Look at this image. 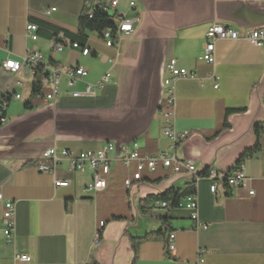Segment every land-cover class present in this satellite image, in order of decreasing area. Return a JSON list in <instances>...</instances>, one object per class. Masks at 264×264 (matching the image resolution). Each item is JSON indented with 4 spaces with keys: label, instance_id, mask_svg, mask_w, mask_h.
I'll list each match as a JSON object with an SVG mask.
<instances>
[{
    "label": "crops",
    "instance_id": "1",
    "mask_svg": "<svg viewBox=\"0 0 264 264\" xmlns=\"http://www.w3.org/2000/svg\"><path fill=\"white\" fill-rule=\"evenodd\" d=\"M118 2L119 12L140 17L135 32L123 39L119 50L90 33L86 45L92 52L83 56L71 47L61 53L51 50L53 31L66 37L78 33L83 0H0V105L8 91L21 95L11 99L7 123L0 128V194L15 202L16 211L15 237L8 244L0 201V264H264V134L260 149L243 161L248 178L244 186L229 189L219 182L214 195L211 180L199 181L197 220L184 207V198L183 206L175 209H157L154 202L150 214L141 211L149 197L169 189L188 190L189 175H174L162 166L145 172L141 183L127 189L124 179L130 172L114 163L107 188L98 193L86 190L93 181L90 170L71 171L63 163L55 175L38 171L43 151L51 146L96 151L137 140L145 154L165 149L168 141L159 116L165 111L164 80L172 60L198 77L179 79L172 86L174 127L188 134L176 148L178 159L193 162L200 177L228 173L258 144L255 127L264 124V46H254L247 34L264 29V0ZM52 8L54 13L43 15ZM214 23L242 35L216 42V64L211 67L198 58ZM28 24L42 29L37 41L26 38ZM29 51L40 52L46 63L62 71L82 66L88 76L71 88L64 80L55 106H50L43 95L32 96L33 80L26 68L17 75L2 68L4 61L20 62ZM111 59L116 66L110 83L92 96L71 95L97 83ZM212 72L218 89L209 77ZM15 79L23 86L14 85ZM56 179L70 184L56 188ZM159 216L168 219V231L148 237L164 227ZM170 233L176 236L172 254L166 249ZM15 255H28L30 262H16Z\"/></svg>",
    "mask_w": 264,
    "mask_h": 264
},
{
    "label": "built area",
    "instance_id": "2",
    "mask_svg": "<svg viewBox=\"0 0 264 264\" xmlns=\"http://www.w3.org/2000/svg\"><path fill=\"white\" fill-rule=\"evenodd\" d=\"M84 14L91 20L95 19L98 11H108L113 15L112 27L105 29L99 36L106 44L107 47L119 50L122 41L125 37L132 35L137 25L140 23V17L128 18L125 14L118 11V0H112L109 4L102 3L101 0H83ZM135 7V3L130 5ZM56 11L55 8L45 9L42 11L43 15L50 16ZM257 30V29H253ZM251 30L247 34V39L250 42V35L253 33ZM39 27L34 24H28L26 27V38L32 41H37ZM241 32L225 25L213 24L210 26L206 33V43L202 54L199 56L198 61L205 63L211 67L216 64V42L220 40H238L241 38ZM258 48L264 46V36H260L257 43H252ZM65 47H71L81 51L83 56H89L91 49L85 45L81 46L78 43L72 42L66 38L62 33L58 35V40L51 42V50L53 53H61ZM116 60H110V68L101 77V79L94 84L87 83L84 92H72L73 97L92 96L98 90L104 88L111 82L115 75ZM2 68L11 75H17L26 68L28 71L27 77L33 80H38L45 101L50 106H55L57 98L60 94V87L64 80L71 88L78 82L83 81L88 76V71L82 66L67 68L62 71L58 66L52 62L46 63L45 57L40 52L29 51L22 61L6 60L2 63ZM168 76L164 80L165 86L168 88L167 95L164 99L165 111L162 116H159L164 126L162 133L168 145L165 149H160L152 154H145L142 152V147L139 141H133L131 144L122 145L117 147L114 145V151H80L75 152L69 149H58L56 146L47 148L42 153L41 162L37 165L40 173L46 175H55L58 167L67 163L69 170L75 172L92 171L93 181L86 188L87 191L92 193L102 192L107 188V177L112 171L114 163H121L130 174L124 179V186L129 189L136 183L143 181V174L145 172L154 173L159 166L169 170L174 175L187 174L190 176L188 182V193L185 195L184 207L192 212V219L197 220L198 211V183L201 179L207 178L213 182L211 192L216 195L218 191V183H225L229 189L244 186L247 181V175L243 162L236 167L233 171L228 173H221L213 171V174H207L205 177H197L196 167L191 161H182L176 156V148L188 137L187 133H178L175 130L174 124L176 120V95L172 86L175 82L182 78H198L195 74L189 73L186 69H180L176 65V61L172 60L167 66ZM210 79L213 81V87L219 88V81L214 72L209 74ZM14 85L21 87L23 82L19 79L14 80ZM14 98L19 100L20 94L12 95L7 92L4 96L2 104L0 105V123L1 127L7 123L5 111ZM70 184L67 180H54L56 188L68 187ZM251 196L254 192L249 193ZM0 201L3 202V233L8 244L13 242L16 230V211L14 201H5L2 194H0ZM156 207L165 209L167 204L165 202H156ZM179 206H183L182 203ZM100 228L104 226L103 222L99 224ZM175 233L168 235L166 244L167 251L172 254L175 250ZM99 236L97 235L96 240ZM14 261L21 263H29L30 257L28 255H15Z\"/></svg>",
    "mask_w": 264,
    "mask_h": 264
},
{
    "label": "trees",
    "instance_id": "3",
    "mask_svg": "<svg viewBox=\"0 0 264 264\" xmlns=\"http://www.w3.org/2000/svg\"><path fill=\"white\" fill-rule=\"evenodd\" d=\"M111 22H113V21L110 19V17L108 15H105L102 11H98L95 19H93V20L89 19L83 12L81 19H80V27H79L78 33L76 35L68 36L69 38L66 37L65 35L64 36L66 38L70 39L74 43H78L81 46H85L87 39H88V35L90 33H96L98 36H100L105 29L112 27ZM40 30L42 31V29L39 27V31ZM58 35H59V32L53 31L51 33V38H54V41H57ZM42 95L44 96L42 89H41V85H40L38 80H35L33 83L32 96L37 97V96H42ZM27 107L30 108L31 104L28 103ZM233 111H236V110H229L228 112H233ZM239 111H241V110H239ZM0 128H1V123H0ZM255 133H256V136L258 138V144L254 148L245 152V154L238 161L236 167H238L247 157L254 154L255 152H257L260 149L261 144L259 143V139L264 134V124L256 125ZM207 174H209V172L208 173H202L201 177H205ZM158 180L159 179H157L155 181H152V180H150V181L153 183H156ZM187 193H188V190H187V192H180V191H177L175 189H169L166 192H164L158 196L149 197V198L145 199L141 205V211L145 214H150L151 208L149 207V205L154 203V202H157V201L165 202L167 204V208H165L166 210L178 208L179 204L181 203V199L184 198ZM153 207L156 208L155 206H153ZM157 209H161V208H157ZM159 218L163 221L164 227L162 228V230L148 235V237L151 235H164V233L166 231H168V228L166 227L168 219L166 217H162V216H159ZM117 219H120V218H117ZM166 244H167V241H166ZM134 263L135 262L133 261L132 264H134ZM92 264H94V263H92Z\"/></svg>",
    "mask_w": 264,
    "mask_h": 264
},
{
    "label": "bare ground",
    "instance_id": "4",
    "mask_svg": "<svg viewBox=\"0 0 264 264\" xmlns=\"http://www.w3.org/2000/svg\"><path fill=\"white\" fill-rule=\"evenodd\" d=\"M105 15H108L110 17V19L113 21V15H110L108 11H102ZM260 36H264V29H257V30H253V33H251L250 35V42L251 43H257V40L260 39ZM99 151H114V145L113 144H108L105 147L99 149ZM209 174H213V171L210 172ZM197 177H200V175ZM160 202V201H159ZM162 202V201H161ZM156 207V205H155ZM181 207V206H179ZM158 208V207H156ZM102 222V221H101ZM104 223V222H103ZM100 224V223H99ZM100 228V226H99ZM101 229V228H100ZM99 236V234H98ZM99 239V238H98Z\"/></svg>",
    "mask_w": 264,
    "mask_h": 264
}]
</instances>
